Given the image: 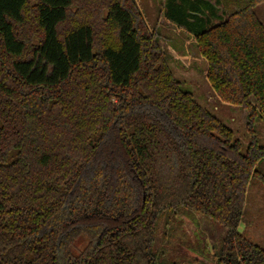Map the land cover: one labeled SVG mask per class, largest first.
<instances>
[{
    "label": "trees",
    "instance_id": "1",
    "mask_svg": "<svg viewBox=\"0 0 264 264\" xmlns=\"http://www.w3.org/2000/svg\"><path fill=\"white\" fill-rule=\"evenodd\" d=\"M262 1L164 4L252 140ZM262 158L173 76L133 0H0V264H156L158 220L178 207L224 227L215 264H264L239 230Z\"/></svg>",
    "mask_w": 264,
    "mask_h": 264
},
{
    "label": "rangeland",
    "instance_id": "2",
    "mask_svg": "<svg viewBox=\"0 0 264 264\" xmlns=\"http://www.w3.org/2000/svg\"><path fill=\"white\" fill-rule=\"evenodd\" d=\"M134 5L159 49L164 53L173 76L191 91L195 100L232 129L240 142L264 145V116L256 118L252 140L246 110L220 101L205 78L206 61L196 49L194 37L165 17V0H133ZM264 23V1L255 7ZM264 174V158L257 164ZM239 230L264 248V182L251 177L246 186ZM225 229L216 221L185 207L164 211L157 223L154 242L156 264H215L214 251Z\"/></svg>",
    "mask_w": 264,
    "mask_h": 264
}]
</instances>
